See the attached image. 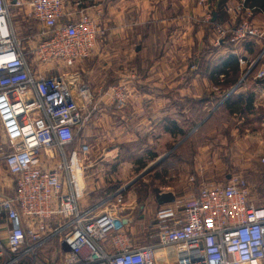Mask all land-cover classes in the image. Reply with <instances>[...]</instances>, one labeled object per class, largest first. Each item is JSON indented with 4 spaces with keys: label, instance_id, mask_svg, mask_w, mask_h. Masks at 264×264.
<instances>
[{
    "label": "built area",
    "instance_id": "1",
    "mask_svg": "<svg viewBox=\"0 0 264 264\" xmlns=\"http://www.w3.org/2000/svg\"><path fill=\"white\" fill-rule=\"evenodd\" d=\"M106 1L0 0V164L11 176L0 183V264H264V204L251 200L240 174L159 206L150 244L134 245L125 230L120 211L126 185L81 206L78 159H88L90 145L72 146L88 122L91 92L72 67L102 39ZM21 6L38 25L27 43L12 22L11 9ZM248 15L214 25L209 37L213 46L225 39L262 41L243 77L264 58V28ZM253 76L264 79V63ZM106 92L124 104L127 81ZM52 246L55 259L45 251Z\"/></svg>",
    "mask_w": 264,
    "mask_h": 264
},
{
    "label": "crops",
    "instance_id": "2",
    "mask_svg": "<svg viewBox=\"0 0 264 264\" xmlns=\"http://www.w3.org/2000/svg\"><path fill=\"white\" fill-rule=\"evenodd\" d=\"M245 1L206 0L201 5L198 0H107L103 5L100 19L105 30L103 40L98 42L90 57L97 62L111 58L109 64L116 80L109 85L127 81L129 97L119 105L106 92L108 84L97 85L94 91L89 87L91 104L84 109L89 115L88 122L76 136L72 147L78 148L82 142L90 145L88 159H78L82 170L80 178L85 185V196L80 199L82 207L90 206L88 202L98 197L102 181H118L110 183L105 189L109 191L120 182L127 181L128 172L132 169H142L136 158L122 156L124 147H130L131 154L138 151L148 156L151 153L148 160L156 159L152 164L158 160L155 166L145 170L151 172L154 181L158 180L159 191L155 189L153 195L144 196L141 200L127 187L123 193L120 216L134 245L155 241V210L170 203V197L184 199L196 194L202 185L219 184L215 179L220 178L221 171L226 169L225 161L209 158L207 152L213 145L209 140V145L203 140L200 142L201 137H208L204 130L216 114L212 115L214 110L218 108L217 112L225 119L221 120L220 128L229 131V138L223 134L220 140L221 144H226L225 147H230L225 148L229 154H234L233 146L244 155L242 158L264 154V84L258 83L253 76L254 70L264 63V58L243 77L249 64L260 53L262 41H253L255 54L247 48L249 41L236 44L223 41L219 46L209 44L214 25L235 24L248 14L250 20L264 28V12L245 5ZM220 2L225 10L218 6ZM239 4L244 8L233 13L232 9ZM222 9L228 18L216 20L217 11ZM207 14H210L209 21H205ZM230 54L238 63L239 79L227 88L221 82V74L219 83L213 82L210 69ZM74 67L72 70L76 69ZM130 74L133 76L129 79L126 75L130 77ZM249 93L253 95L251 102H247L245 97ZM228 97H231L228 99L232 102L231 108L223 105ZM167 122L175 123L173 133L167 130ZM177 128L186 131L185 134L190 133L189 138L193 141L188 152L178 144L168 148L173 140L185 137L176 132ZM231 136L235 138L233 142ZM140 137L152 139L149 145L157 148L137 147L136 140ZM165 145L167 148L161 152ZM171 148L177 149L179 156H170ZM236 157L228 158V167L232 160L239 168L251 166V163L244 162L246 159ZM110 160L116 162V171L108 167L104 171L103 165H108ZM78 164L74 162L76 173L79 172ZM147 164L146 161L145 166ZM175 169L184 173L179 182L174 184L167 177L164 181L163 173ZM76 176L79 177L78 174ZM93 176L98 180L90 183L89 178ZM143 182L146 184L145 179Z\"/></svg>",
    "mask_w": 264,
    "mask_h": 264
},
{
    "label": "rangeland",
    "instance_id": "3",
    "mask_svg": "<svg viewBox=\"0 0 264 264\" xmlns=\"http://www.w3.org/2000/svg\"><path fill=\"white\" fill-rule=\"evenodd\" d=\"M11 14H12V22L14 25V29L15 32L17 34V36L19 38L22 39V41L24 43L30 42L31 41V37L35 34L36 30H37V23L36 21L31 17L32 15H30L27 6H21L18 8H12L11 9ZM103 40V39H102ZM90 57V56H89ZM87 57L86 59H83L81 62H79L74 68H76L75 72H77L78 76H79V81L83 84H86L89 87H92V91H94L97 87V85H102V84H110V82L112 80L115 79L116 74L111 72V68H110V64L109 62L111 61V58H108L107 60H102V61H92L93 58L92 57ZM107 61V62H105ZM112 66V65H111ZM44 67H48L44 66ZM126 77H128L130 79L129 76L126 75ZM136 79V76H135ZM116 80V79H115ZM221 113L220 112H216V114H214L213 119L210 120L208 122V124H206V128L204 131H206V136H208L207 138L203 136V138H200V142L203 140L204 144H208L207 140H209L211 142V144L213 145L212 147H210V149L208 150V157L210 158H215V160H219L223 163H225L224 167H226V169H223L221 171L222 174H220V178L215 179V183H220L223 182L227 176L231 175V174H240L242 176H244L247 181L249 182V187H250V198L251 200L256 203V204H264V164H262L260 162V157L262 156V154L258 155V154H252V155H247L249 158L243 157L244 155L240 154L241 152L238 150L237 147L233 146V153L234 154H229V151H226L225 148L229 147L226 144H221L222 140L221 137L223 136V134H225L224 136H227V139L229 138V131L227 129H225L223 131V128H220L221 125V120H225L223 119V117H221ZM219 119V120H218ZM231 123V121H230ZM232 126V125H231ZM188 132V131H187ZM190 133L188 132L187 134H185V137H180V139L173 140L172 144L174 147L175 145H182V147L187 148L186 152H188L189 148L191 147L192 144V139L189 138ZM241 134V133H240ZM231 141H234V137H230ZM137 147H145V148H149L152 149L153 147L156 149L157 147L155 146H150L152 144V139H143L142 137L138 138L137 140ZM169 142V140H167ZM151 142V143H150ZM165 142V140H164ZM163 142V143H164ZM227 142V141H226ZM225 142V143H226ZM150 143V145H149ZM167 144V143H166ZM164 145V144H163ZM249 145V144H248ZM217 147L221 148V149H217ZM153 148V149H154ZM162 148V147H161ZM167 148V146L165 145L163 149H161V152L164 151ZM169 148V147H168ZM139 150V148H136V150ZM230 149V147H229ZM239 149H241L239 147ZM158 150H160V146L158 145ZM171 152H173L175 150V148H171L169 149ZM168 150V152H169ZM183 154H185V152H182ZM134 157H139L141 156L143 158L144 161H147L148 164L142 168V169H132L130 172H128V176H127V181H123L120 182L119 186H124L123 184L125 183L126 187L129 189L130 193L136 194L137 199L141 200L144 198V196H150L153 195L154 192L159 191L160 189L158 186V180L152 179V176L150 175L151 172L146 171L145 169L151 165H156L152 164L155 160L149 161L148 158L146 157L145 153L142 152H138L135 151V153L133 154ZM124 157H128V155H126V153H124V155H122ZM157 156V155H156ZM233 156V158L236 157L237 158H242V159H246L244 160V162L246 161V163H251V166L248 167H244L243 168H239L238 166L234 165V160H232V165L230 167H228L229 163H227L226 161L228 160L229 157ZM131 158V157H128ZM158 158V157H157ZM117 159H119V156L117 157ZM248 159V160H247ZM108 165H103V169L104 171H106L107 167L108 168H114L116 162L114 160H110L108 162ZM112 165V166H111ZM115 171L117 170V168H114ZM189 172V171H188ZM182 173L181 171H177L175 170H169L168 173H163L164 177V181L165 177H167L168 181L177 184L179 182V179L181 177ZM143 175L142 177L139 178V176ZM138 177V178H137ZM190 177V175L188 176ZM136 179V180H135ZM143 179H145V182H143ZM11 180V176L6 172L5 168L3 167L2 164H0V183L2 181H5V183H10ZM92 180L97 181V177L93 176L92 178H89L90 183L92 182ZM151 180V181H150ZM115 181V180H113ZM112 181V182H113ZM112 182H107L102 181V183H100V188H101V196H103V194H105V192H107L105 189L107 187L110 186V183ZM118 182L117 180L115 181V183ZM114 183V182H113ZM173 184V185H174ZM155 189H157L155 191ZM127 190V189H126ZM125 190V191H126ZM133 190V191H132ZM124 191V192H125ZM100 194H97V198L96 199H92L88 202V204H92L95 201H99L102 197L100 196ZM46 253L51 255L52 259H55V253H54V246H52L51 248H47L45 249Z\"/></svg>",
    "mask_w": 264,
    "mask_h": 264
},
{
    "label": "trees",
    "instance_id": "4",
    "mask_svg": "<svg viewBox=\"0 0 264 264\" xmlns=\"http://www.w3.org/2000/svg\"><path fill=\"white\" fill-rule=\"evenodd\" d=\"M224 2V1H223ZM245 5H248V6H250V7H255L254 9L255 10H262L263 12H264V0H246L245 1ZM220 8H223V4H222V2H220L219 3V5H218ZM224 9V8H223ZM222 9V10H223ZM225 10V9H224ZM224 10L223 11H217V17H216V20L217 19H219L220 21L222 20H224L225 18H228V16H227V14L224 12ZM245 41H249V44L247 45V48H248V50L250 51V52H252V54H255V52H256V48H254V46H253V40H245ZM224 42H226L225 44H231L230 42H228L226 39L224 40ZM244 42V41H243ZM237 71H238V63H237V61H236V59H235V57H234V55L233 54H230L229 56H227V57H225L222 61H220L219 63H216L215 65H212V67H211V69H210V73H211V75H212V80H213V82L214 83H219L218 81H219V75L221 74L222 75V80H221V82H222V84L224 85V86H227V88L228 87H231L232 85H234L237 81H238V79H239V77H238V73H237ZM256 81L258 82V83H261V84H264V79H256ZM240 95V94H239ZM246 100H247V102H251L252 101V98H253V95H251L250 93L249 94H247L246 96ZM228 99H231V97H228V98H226L225 99V102H224V107H228V108H231V106H232V102H230L231 100H228ZM228 102H230V104H228ZM222 104L220 105V106H218L219 108L220 107H222ZM218 109V108H217ZM214 110L213 112H212V115L215 113V112H217L218 110ZM214 116V115H213ZM212 119H213V117H212ZM211 119V120H212ZM167 124H168V126H167V130L169 131V132H171V133H173L174 131H172V130H174V126H175V123H169V122H167ZM176 132L178 133V134H180V135H182V136H184L185 135V132L186 131H184V130H182V129H178L177 128V130H176ZM170 147H172V144L171 145H169V148ZM130 147H124V153H126V155H128V157H134V155L133 154H131V153H129L130 152ZM150 154L151 153H148V156H146L147 158L149 157L150 158ZM179 156V155H177V149H175L173 152H171V154H170V156ZM153 156L154 155H151V157L153 158ZM127 157V156H126ZM127 157V158H128ZM134 158H136L137 160L136 161H138V164H139V167L140 168H143L144 166H145V164H146V161H144L143 160V158L141 157V156H139V157H134ZM151 158V159H152ZM112 190H114V189H112ZM112 190H109V191H107V192H105L106 194L107 193H110Z\"/></svg>",
    "mask_w": 264,
    "mask_h": 264
},
{
    "label": "water",
    "instance_id": "5",
    "mask_svg": "<svg viewBox=\"0 0 264 264\" xmlns=\"http://www.w3.org/2000/svg\"><path fill=\"white\" fill-rule=\"evenodd\" d=\"M227 178H228V177H227ZM168 200H169V201H172V200H173V198H172V197H170Z\"/></svg>",
    "mask_w": 264,
    "mask_h": 264
},
{
    "label": "bare ground",
    "instance_id": "6",
    "mask_svg": "<svg viewBox=\"0 0 264 264\" xmlns=\"http://www.w3.org/2000/svg\"><path fill=\"white\" fill-rule=\"evenodd\" d=\"M74 172H75V169H74ZM76 173V172H75ZM79 172L76 173V175L78 174Z\"/></svg>",
    "mask_w": 264,
    "mask_h": 264
}]
</instances>
